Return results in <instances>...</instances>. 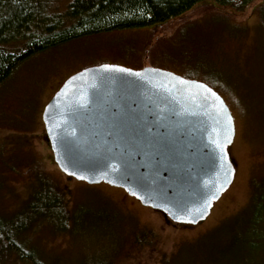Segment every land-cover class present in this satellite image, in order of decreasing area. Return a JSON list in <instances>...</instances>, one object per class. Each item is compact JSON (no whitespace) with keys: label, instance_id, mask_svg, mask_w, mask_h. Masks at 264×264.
Instances as JSON below:
<instances>
[{"label":"rangeland","instance_id":"rangeland-1","mask_svg":"<svg viewBox=\"0 0 264 264\" xmlns=\"http://www.w3.org/2000/svg\"><path fill=\"white\" fill-rule=\"evenodd\" d=\"M69 1L39 0L50 13ZM239 1L203 0L165 22L84 35L18 63L0 84V215L18 212L33 190L48 211L53 197L35 186L41 178L64 191L70 210L65 221L54 210L18 236L25 250L36 248L40 263L1 243L0 264H264V0ZM101 63L160 67L225 99L235 120L228 151L236 174L206 220L175 223L121 187L59 169L44 107L69 76Z\"/></svg>","mask_w":264,"mask_h":264},{"label":"water","instance_id":"water-1","mask_svg":"<svg viewBox=\"0 0 264 264\" xmlns=\"http://www.w3.org/2000/svg\"><path fill=\"white\" fill-rule=\"evenodd\" d=\"M42 118L64 174L121 187L178 224L206 220L235 178L228 147L236 127L225 99L170 70L84 67Z\"/></svg>","mask_w":264,"mask_h":264},{"label":"trees","instance_id":"trees-1","mask_svg":"<svg viewBox=\"0 0 264 264\" xmlns=\"http://www.w3.org/2000/svg\"><path fill=\"white\" fill-rule=\"evenodd\" d=\"M201 1L203 0H70L65 10L50 13L49 6L42 7L39 0H0V84L11 75L20 61L36 51L84 35L162 23ZM220 1L232 7L238 6L237 0ZM248 1L240 0L239 5L244 6ZM18 41L24 42L26 48L21 51L8 48V44ZM35 186L49 189L53 198L48 199L50 203H45L48 211L40 208L33 190L18 212L9 217L0 215V244L14 243L32 259L36 257V248L33 246L30 250H25L22 245L24 243L17 242L18 236L37 220L40 223L46 217L50 218L48 214H53L54 210L58 213L57 217L61 216L65 221L70 210L64 191L43 178ZM35 261L40 263L37 257ZM93 264L109 263L101 260Z\"/></svg>","mask_w":264,"mask_h":264},{"label":"flooded vegetation","instance_id":"flooded-vegetation-1","mask_svg":"<svg viewBox=\"0 0 264 264\" xmlns=\"http://www.w3.org/2000/svg\"><path fill=\"white\" fill-rule=\"evenodd\" d=\"M231 156V155H230Z\"/></svg>","mask_w":264,"mask_h":264}]
</instances>
